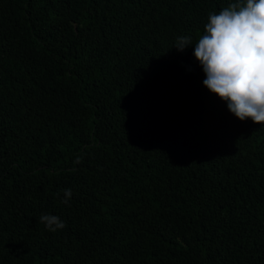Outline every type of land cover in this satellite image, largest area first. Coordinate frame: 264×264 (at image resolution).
I'll return each instance as SVG.
<instances>
[{
  "label": "trees",
  "instance_id": "trees-1",
  "mask_svg": "<svg viewBox=\"0 0 264 264\" xmlns=\"http://www.w3.org/2000/svg\"><path fill=\"white\" fill-rule=\"evenodd\" d=\"M232 2L0 0V264H264V124L193 56Z\"/></svg>",
  "mask_w": 264,
  "mask_h": 264
},
{
  "label": "clouds",
  "instance_id": "clouds-1",
  "mask_svg": "<svg viewBox=\"0 0 264 264\" xmlns=\"http://www.w3.org/2000/svg\"><path fill=\"white\" fill-rule=\"evenodd\" d=\"M192 45L189 36H179L173 47L183 52ZM193 56L204 73V87L225 102L231 114L264 124V0H235L209 13ZM64 195L61 202L67 204L71 190L64 189ZM39 222L52 232L66 227L51 214H42Z\"/></svg>",
  "mask_w": 264,
  "mask_h": 264
}]
</instances>
